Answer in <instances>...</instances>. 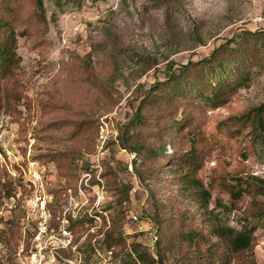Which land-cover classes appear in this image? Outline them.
Instances as JSON below:
<instances>
[{"label": "rangeland", "instance_id": "1", "mask_svg": "<svg viewBox=\"0 0 264 264\" xmlns=\"http://www.w3.org/2000/svg\"><path fill=\"white\" fill-rule=\"evenodd\" d=\"M42 1L43 14L21 0L24 12L10 23L22 88L16 109L0 114V264H15L37 196L54 210L71 198L86 205L78 236L92 224L89 213L99 216L102 256L88 254L86 264H134L135 247L156 264H217L225 250L213 223L240 229L248 215L255 248L231 264H264V195L234 202L223 186L264 182V139L243 119L264 105V41L250 39L264 35V0ZM6 4L0 0V17ZM240 41L256 51L253 81L224 107L187 108L208 146L198 177L212 198L201 211L180 191L171 162L161 168L123 149L119 135L158 82ZM102 134L109 141L100 151ZM165 152L175 153L171 140Z\"/></svg>", "mask_w": 264, "mask_h": 264}, {"label": "trees", "instance_id": "2", "mask_svg": "<svg viewBox=\"0 0 264 264\" xmlns=\"http://www.w3.org/2000/svg\"><path fill=\"white\" fill-rule=\"evenodd\" d=\"M3 1L7 4L5 8H1L0 17V114L4 109L8 112L16 109L18 101L21 100L22 88L21 81L16 79V70L20 67L21 58L17 54L16 35L10 23H16L24 8L21 7V0ZM32 1L43 14V1ZM250 39L257 45L264 41V35L253 33L250 34ZM234 44L238 45L235 48H220L208 59L191 62L182 67L177 76H168L165 82H158L153 89L145 93L134 118L128 123L125 132L119 135L123 149L140 156L145 155L149 160L158 162L161 168L171 162L168 170L177 177L180 191L186 200L193 202L201 211H208L212 198L211 190L198 177L208 153L204 148L208 146L187 108L202 105L213 109L224 107L241 88L253 81V70L258 65L254 60L256 51L246 46L247 42ZM241 44H244V48ZM243 119L246 120L245 123L251 120L257 137L264 139V105ZM146 138L155 142L147 143ZM127 139H132L130 146L125 143ZM167 139L171 140L175 147V153L169 158L165 152ZM1 174L4 172L0 171ZM258 181L252 184L239 180L236 184L224 183L223 186L232 201L237 202L244 195H264V182ZM6 194L11 197L13 190L9 189ZM250 217L251 215H248L244 219L240 229L213 223L212 233L225 250L224 255H218L217 264H231V258L253 252L257 227L248 222ZM254 218H260L259 213L255 214ZM187 236H192L195 242V238L199 237L193 233ZM107 242H114L113 235L108 236ZM133 254L136 255L134 264H156L150 254L136 247ZM224 257L225 263L222 260Z\"/></svg>", "mask_w": 264, "mask_h": 264}, {"label": "built area", "instance_id": "3", "mask_svg": "<svg viewBox=\"0 0 264 264\" xmlns=\"http://www.w3.org/2000/svg\"><path fill=\"white\" fill-rule=\"evenodd\" d=\"M108 139L107 135L100 136V151ZM51 205L38 196L29 201L15 250V264H86L88 254L101 257L98 245L100 240L104 241L105 235L100 230L105 226L99 216L89 213L92 224L78 236L76 229L84 221L81 210L87 206H80L73 198L58 210L51 209ZM99 205L97 202L96 207Z\"/></svg>", "mask_w": 264, "mask_h": 264}]
</instances>
